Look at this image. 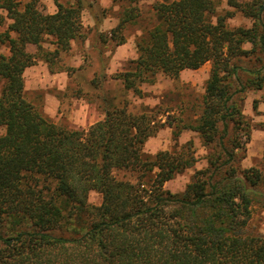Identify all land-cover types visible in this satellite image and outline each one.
<instances>
[{
	"label": "trees",
	"instance_id": "16d2710c",
	"mask_svg": "<svg viewBox=\"0 0 264 264\" xmlns=\"http://www.w3.org/2000/svg\"><path fill=\"white\" fill-rule=\"evenodd\" d=\"M113 1L125 7L107 39L120 45L141 0ZM54 2L57 10L45 13L40 0H0V26L10 20L0 33L9 48L0 55V264H264V234L252 222L264 172L240 165L242 137H251L242 100L264 88V0H226L224 12L217 0L157 1L132 67L113 75L142 95L159 73L178 79L210 62L199 116L173 129L175 139L197 132L207 152L180 193L164 184L198 162L196 150L189 140L146 156L147 140L166 125L154 110L136 113L128 99L105 97L104 118L72 129L26 97L25 70L38 57L53 62L83 36L86 0ZM237 12L251 25L230 27ZM45 35L56 48L43 57ZM92 190L102 195L98 205L88 200Z\"/></svg>",
	"mask_w": 264,
	"mask_h": 264
},
{
	"label": "rangeland",
	"instance_id": "374dc122",
	"mask_svg": "<svg viewBox=\"0 0 264 264\" xmlns=\"http://www.w3.org/2000/svg\"><path fill=\"white\" fill-rule=\"evenodd\" d=\"M27 1L21 0L22 4ZM61 1L73 3L75 0ZM157 1L162 0H141V16L127 24L124 29L125 42L117 45L115 41L107 39L108 32L119 22L125 3L86 0L87 6L82 10L83 36L73 40L71 48L61 52L53 62L38 57L25 70V94L44 116L72 129L88 128L104 118L105 97L112 103L128 99L130 109L136 113L146 107L154 110L158 121L166 122V125L147 140L144 146L146 156L152 158L157 151L178 149L189 140L193 141L196 150L198 162L164 184L165 189L180 193L191 181L195 170L206 166L207 152L197 132L184 129L175 139L173 129L177 120L182 118V127L184 123L199 116L206 81L210 75V62L199 69L183 71L178 79L159 73L154 83L142 84V95L125 91L122 82L113 78L117 72L132 67V61L138 55L136 42L156 24L154 4ZM217 1L219 12L230 9L226 0ZM40 5L45 13H54L57 10L54 0H40ZM9 23L10 20L6 19L0 26V33L6 30ZM251 23V19L240 12L228 19L230 27L250 26ZM55 48V38L45 35L42 42L43 57ZM28 50L37 52L33 45H29ZM1 54H9V48L0 41ZM95 78L100 81L101 86L93 83ZM2 86L3 81L0 82V92ZM241 107L251 125V137L248 141L245 136L242 137L246 150L242 153H245V157L241 159L240 165L242 168L258 166L264 172V88L249 89ZM4 131L5 127L0 126V134ZM255 190L252 222L264 234V185H259ZM88 200L98 205L102 201V195L92 190Z\"/></svg>",
	"mask_w": 264,
	"mask_h": 264
},
{
	"label": "crops",
	"instance_id": "0c3cea01",
	"mask_svg": "<svg viewBox=\"0 0 264 264\" xmlns=\"http://www.w3.org/2000/svg\"><path fill=\"white\" fill-rule=\"evenodd\" d=\"M186 70H189V69H186ZM183 71H185V70H183ZM183 71H182V72H183ZM182 72H181V73H182ZM157 152H158V151H157ZM157 152H156V153H157ZM154 155H155V154H154Z\"/></svg>",
	"mask_w": 264,
	"mask_h": 264
}]
</instances>
